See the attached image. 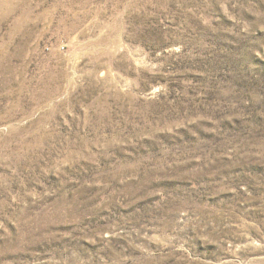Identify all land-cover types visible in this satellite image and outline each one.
<instances>
[{
	"label": "rangeland",
	"instance_id": "obj_1",
	"mask_svg": "<svg viewBox=\"0 0 264 264\" xmlns=\"http://www.w3.org/2000/svg\"><path fill=\"white\" fill-rule=\"evenodd\" d=\"M0 264H264V0H0Z\"/></svg>",
	"mask_w": 264,
	"mask_h": 264
}]
</instances>
